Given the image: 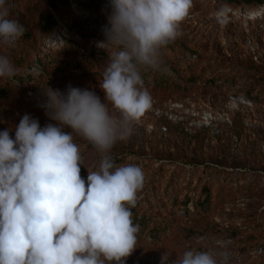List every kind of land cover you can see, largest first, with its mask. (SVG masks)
I'll use <instances>...</instances> for the list:
<instances>
[{
	"label": "clouds",
	"instance_id": "1",
	"mask_svg": "<svg viewBox=\"0 0 264 264\" xmlns=\"http://www.w3.org/2000/svg\"><path fill=\"white\" fill-rule=\"evenodd\" d=\"M193 0H108L104 41L108 54L99 87L104 102L87 88L65 92L47 87L38 106L55 123L41 127L25 114L0 131V264H125L137 244L132 208L144 186L143 170L117 166L112 149L127 140L152 107L142 72H166L161 50L180 35ZM8 0H0V47L14 48L25 29L10 19ZM16 75L0 54V78ZM109 105H111L110 111ZM70 128L71 132H65ZM73 133L100 157L96 171L80 175L82 156ZM227 251L188 249L162 256V264H229Z\"/></svg>",
	"mask_w": 264,
	"mask_h": 264
},
{
	"label": "rangeland",
	"instance_id": "2",
	"mask_svg": "<svg viewBox=\"0 0 264 264\" xmlns=\"http://www.w3.org/2000/svg\"><path fill=\"white\" fill-rule=\"evenodd\" d=\"M95 1L102 6L108 3V0ZM8 3L11 7L19 0H8ZM10 12V19L21 22L12 10ZM75 14L86 25H96L93 21L97 16L95 10L77 9ZM179 32V38L205 51L211 61L226 57L232 64L252 61L264 65V6L255 9L227 8L217 0H193V7L181 23ZM69 34L67 28H61L52 36L43 38L42 46L46 50L59 49ZM7 51L0 47V54L6 55ZM31 71L33 69L27 70ZM223 73L220 71L218 74ZM211 75L213 73L210 72ZM99 83L91 81L76 87L95 91L103 103L105 94ZM246 83L247 79L240 74L235 83L231 82L220 91L197 86L188 94L151 96L152 107L134 125L131 136L125 141H118L112 150L122 149L142 160H156L159 151L163 158H179L181 163L178 168L173 165L168 173L175 175L173 172L178 171L179 188H189L191 180L194 181L191 188H194L197 183L194 172L198 170H216L219 162L238 165L240 168H235L231 175L235 187L225 204L205 220L194 218V221L185 222L203 223L213 233L245 231L242 242L227 236L212 241L201 237L197 242L208 243L211 251H227L229 264H264V260H256L262 255L260 244L264 242V104H256L244 97ZM29 85V92L0 102V131L11 129L9 134L12 138L15 137V126L25 114L38 119L41 127L47 123L54 124L55 121L50 120L45 110L38 106L45 99L41 89L50 87L65 92L71 83L58 77L57 81L48 84L31 82ZM71 86L74 87L73 84ZM109 109L113 111L111 105ZM64 131L71 132V129L65 128ZM73 136L82 160L96 169V150L80 136L75 133ZM194 159L201 162L198 170L194 165H186L185 160ZM158 166L159 163H156L153 168ZM142 170L144 182H148L151 172L145 168ZM139 196L140 191L137 193ZM190 207L193 208L192 205ZM254 238L259 241L253 242L251 239ZM247 242L253 243L247 245ZM171 260L174 259L169 258V262ZM125 264H162V255L156 251L135 249L126 258Z\"/></svg>",
	"mask_w": 264,
	"mask_h": 264
},
{
	"label": "trees",
	"instance_id": "3",
	"mask_svg": "<svg viewBox=\"0 0 264 264\" xmlns=\"http://www.w3.org/2000/svg\"><path fill=\"white\" fill-rule=\"evenodd\" d=\"M217 2L227 8L255 9L264 6V0ZM104 8L95 0H19L18 4L11 6L10 11L19 17L25 32L16 46L6 52L16 68V75L0 78V102H7L14 95L29 92L31 82L48 84L57 81L58 77L74 87L91 81L102 82L108 54L115 51L111 47L105 50L96 45V42L105 40L102 28L107 24V14L106 10L102 11ZM77 9L95 10L97 16L93 21L96 25H86L75 14ZM61 28H67L70 33L64 44L59 49L46 50L41 43L43 38L52 36ZM161 58L166 72H142L145 87L153 97L188 94L197 86L220 91L231 82L235 83L243 74L247 79L243 89L244 97L256 104H264L263 64L252 61L232 64L226 57L211 61L205 51L179 37L161 50ZM31 69L33 71L27 72ZM220 71L224 73L218 74ZM210 72L213 75L209 76ZM111 155L117 166L133 164L151 172L148 182H144L140 190L136 207L131 209L133 223L140 226L136 250L156 251L166 258L175 259L188 249L211 251L207 247L208 243L197 242L201 237L212 241L227 236L242 242L246 234L243 230L213 233L203 223L185 222L190 219L194 221V218L205 220L225 204L234 190L231 175L235 168H240L238 165L219 162L216 170H198L201 166L199 160H185L186 165H194L195 170H198L194 172L197 183L191 188L194 182L191 180L189 188H179L176 176L178 171L173 172L175 175H168L171 166L178 168L181 163L179 158H163L164 155L159 151L156 160H142L122 149L112 150ZM95 156L96 169L90 168V163L82 160L80 175L85 181L88 171H96L99 167L100 157L98 153ZM156 163L159 166L153 168ZM167 177L169 179L165 182ZM251 240L259 241L258 238ZM253 242H247V245ZM260 247L262 255L256 260H264V242H261Z\"/></svg>",
	"mask_w": 264,
	"mask_h": 264
}]
</instances>
